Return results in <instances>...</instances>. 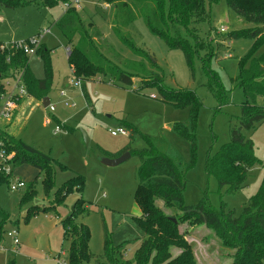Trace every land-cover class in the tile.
Returning a JSON list of instances; mask_svg holds the SVG:
<instances>
[{"label": "rangeland", "instance_id": "obj_1", "mask_svg": "<svg viewBox=\"0 0 264 264\" xmlns=\"http://www.w3.org/2000/svg\"><path fill=\"white\" fill-rule=\"evenodd\" d=\"M27 1V4L9 8L0 6V43L10 45L35 39L36 47L48 51L50 88L45 98L53 110L44 107L42 101L23 96L17 102V110L21 106L23 110L14 122L13 133H18L23 143L52 158L56 188L75 175L83 177L84 185L81 192L72 191L62 204H54L51 210L54 191L45 194L42 175L27 165L4 166L11 175L7 172L10 175L8 183H0V208L9 215L2 227L0 264H66L69 244L63 239L60 221L79 198L86 202L87 210L77 222L89 229L88 251L92 258L102 256L106 234L109 244L122 246L123 259L134 264L139 238L144 235L134 219L141 214L135 201L139 160L132 154L114 167L102 161L125 148L134 152L152 145L183 168L191 151L188 143L171 127L176 122H187L189 108L166 105L156 88L142 87L134 77L133 85L124 87L114 79L112 83L109 77L96 75L85 83L82 91L68 65L66 48L69 46L57 24L67 4H71L84 24L92 22L108 44L124 59L137 65L139 59L111 30L110 7L108 9L101 0H64L53 6L44 5L43 0ZM205 8L207 19L197 25V34L203 44L206 42L216 48L206 68L194 56L191 70L181 50L169 49L149 31L139 10L135 11L134 21L124 32L130 34L133 45L141 53L143 66L157 73L165 88L193 91L201 101L196 126V156L193 165L185 171L184 205H193L205 197L213 209L221 211L223 204L225 212L234 211L239 215L257 193L263 179L264 122L251 130H242L245 138L251 140L254 155L260 162L250 169L243 188L233 193H228L226 187L219 189L215 177L208 176L204 167L208 156L215 155L221 146L230 142V131L238 127L243 101L236 78L240 60L251 50L252 42L229 40L228 34L252 25L230 10L224 0L206 1ZM45 29L50 30L49 34L40 38ZM100 51L103 53L101 48ZM262 53L264 45L253 56L258 58ZM28 67L34 78L45 77L44 59L40 54L29 57ZM248 67L247 63L244 68ZM220 88L224 91L221 101L218 99ZM256 103L264 105V98H257ZM10 120L1 122L0 130H4L2 127ZM122 122L135 127L137 133L131 135L125 127V135L111 136L109 132ZM82 132L88 138V145L84 143ZM11 157L8 155L6 159ZM17 181L25 186L10 191L9 185ZM30 187L32 191L28 192ZM154 203L166 216L178 220L179 212L175 207H167L160 200ZM195 222L181 219L178 226L191 245L194 264H231L234 250L224 247L212 230ZM13 230L17 232V244L8 236ZM179 252L171 248V258Z\"/></svg>", "mask_w": 264, "mask_h": 264}, {"label": "trees", "instance_id": "obj_2", "mask_svg": "<svg viewBox=\"0 0 264 264\" xmlns=\"http://www.w3.org/2000/svg\"><path fill=\"white\" fill-rule=\"evenodd\" d=\"M64 0H43V4L53 6ZM110 7L109 21L111 30L119 42L128 47L139 59L138 64L124 59L106 40L92 22L86 24L71 4L64 11L58 26L67 40L69 52L67 62L72 75L80 81L81 87L96 75L109 77L114 83L132 86L133 77L138 78L141 86H150L158 90L161 101L176 109L189 108L186 123L176 122L171 130L188 143L190 159L183 168L168 154L162 153L150 145L149 148L132 151L123 149L117 154L107 157L116 158L128 152L139 160V168L135 178L136 205L140 216L134 217L144 235L134 256V264H194L190 246L178 226L181 219H192L198 225L212 230L224 247L234 250L231 264H264V174L257 193L236 215L234 211L213 209L205 197L193 205H184L185 171L193 165L196 156V126L201 101L193 91L169 90L161 84L157 73L141 63L143 57L138 53L131 36L124 30L134 21L135 11L139 10L149 31L161 39L169 49L181 50L186 64L192 70V59L198 57L206 68L207 60L214 55V49L206 42L200 41L197 25L207 19L206 1L218 0H101ZM226 6L252 25L249 29L237 30L228 34L229 40L247 39L252 42L251 50L240 60V71L236 80L243 92V101L238 117V127L230 131V142L221 146L217 153L208 156L205 161V173L215 177L219 189L226 187L228 193L243 188L248 173L256 164L251 140L246 139L242 130H251L254 125L264 122V105L256 103L257 98H264V53L254 58V53L264 45V0H224ZM27 0H0V6L14 7L27 4ZM136 6V7H135ZM125 28V29H124ZM27 39L19 43L4 45L0 43V98L6 93L4 82L20 72L29 97L43 101L50 88V65L48 51L36 47L35 54L44 59L46 75L36 79L28 67L29 57L23 47L31 46ZM75 42L73 43V41ZM21 44V47H18ZM103 50V53L100 51ZM207 52V53H206ZM249 67L245 69V65ZM140 86V87H141ZM224 91L220 88L218 99H223ZM129 133H137L135 127L122 122ZM0 183H8L11 175L6 174L4 166L16 167L28 165L38 170L43 176V189L46 195L53 190L54 204H62L65 196L72 191L81 192L83 177L75 175L67 179L60 187L54 186L52 158L23 143L19 138L0 130ZM12 155L11 159H6ZM106 156V155H105ZM32 191L30 187L28 192ZM28 194V193H27ZM160 200L167 207H175L179 212L176 223L163 210L155 205ZM85 201L77 199L69 214L60 221L63 228V239L68 242L66 264H131L123 259L122 246H111L104 237L102 256L93 259L88 251L90 237L86 225L77 222L79 216L85 214ZM9 220V215L0 208V241L2 227ZM171 248L180 250L171 258Z\"/></svg>", "mask_w": 264, "mask_h": 264}, {"label": "built area", "instance_id": "obj_3", "mask_svg": "<svg viewBox=\"0 0 264 264\" xmlns=\"http://www.w3.org/2000/svg\"><path fill=\"white\" fill-rule=\"evenodd\" d=\"M67 7L69 8V6H66V9ZM220 31L224 33V29L221 28ZM49 32V29L43 30L40 33V38L49 34ZM30 43L32 48L26 46L23 47L24 53L28 57L35 55L37 45L35 39H32ZM18 47H21V44H18ZM67 52H69V50H67ZM4 85L6 87V93L3 97L0 98V122L10 120L12 118L14 110L16 109L18 100L21 99L23 96L27 95L26 89L22 81L21 72L11 79H6ZM76 85H80V81L77 80ZM48 109L49 111H52L53 107L49 106ZM109 133L111 136L115 137L117 135H125L126 131L123 127H118L115 130L110 131ZM6 172H9V170H6ZM24 186L25 185L22 181H17L9 185V190L13 192L15 190L23 188ZM8 236L13 238L15 244L18 243L16 230H13L12 232L8 233Z\"/></svg>", "mask_w": 264, "mask_h": 264}, {"label": "crops", "instance_id": "obj_4", "mask_svg": "<svg viewBox=\"0 0 264 264\" xmlns=\"http://www.w3.org/2000/svg\"><path fill=\"white\" fill-rule=\"evenodd\" d=\"M108 7V9H109V6H107ZM109 17H110V9H109ZM102 35V34H101ZM103 37V36H102ZM67 50H69V48H66V51ZM91 80H93V78L91 79ZM90 81V80H89ZM86 83V82H85ZM80 87H81V84H80ZM84 87H85V84L81 87V90L82 91H84ZM29 97V96H28ZM45 101V99L42 101V104H43V102ZM23 110V106H21L18 110H17V107H16V109L14 110V112H13V115H12V118H11V120L9 121V122H5V123H7L6 125H4L5 127H2V129H4V130H6L7 131V133H9V134H11V135H13V136H15V137H17V138H19L18 137V133H13L14 132V122L15 121H17V119L19 118V115H20V113H21V111ZM3 122V121H2ZM1 123V122H0ZM4 123V124H5ZM3 124V123H2ZM118 127H123V128H125L124 127V125H122V123H120L116 128H118ZM115 128V129H116ZM20 139V138H19ZM35 148V147H34ZM123 150V149H122ZM121 150V151H122ZM120 152V151H119ZM117 154V153H116ZM111 159V158H110ZM0 162H1V155H0ZM28 166V165H27ZM28 167H30V166H28ZM32 168V167H31ZM32 169H34V168H32ZM36 172H38V170H36V169H34ZM39 174V173H38ZM140 239V241H141V239H142V236H141V238H139Z\"/></svg>", "mask_w": 264, "mask_h": 264}, {"label": "water", "instance_id": "obj_5", "mask_svg": "<svg viewBox=\"0 0 264 264\" xmlns=\"http://www.w3.org/2000/svg\"><path fill=\"white\" fill-rule=\"evenodd\" d=\"M49 105V101L48 99L45 98V101L43 102V106L47 107ZM83 135V140L85 145H88V138L87 136L82 132ZM130 157V154L128 152L122 153L120 156L116 157V158H105L103 159L102 163L104 165H107L109 167H114L117 165H120L121 163H123L124 161H126L128 158ZM173 223H176L175 219H172Z\"/></svg>", "mask_w": 264, "mask_h": 264}]
</instances>
